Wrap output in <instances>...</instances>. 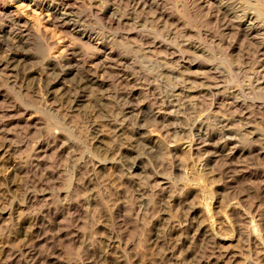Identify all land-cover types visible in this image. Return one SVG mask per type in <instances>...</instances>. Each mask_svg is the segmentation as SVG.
Listing matches in <instances>:
<instances>
[{"label": "bare ground", "instance_id": "6f19581e", "mask_svg": "<svg viewBox=\"0 0 264 264\" xmlns=\"http://www.w3.org/2000/svg\"><path fill=\"white\" fill-rule=\"evenodd\" d=\"M2 1L4 3L2 4V6L0 5V73L2 74V76H6V77L14 76V78L15 77L17 78L18 77L17 75H19L20 70L22 68H24L25 65L29 64V66H30V64H31L32 68H31V71L29 73H24V74L20 73V74H21V76L24 75V77H23L24 79H22V80L23 81L27 80L28 85H29V82L31 83V81H29L28 79H31L30 77H32V79H31L32 84L31 85L33 87L30 86V88L31 89L34 88L32 90H35L38 93V96L41 98L40 100L47 103L48 100H55L56 101V99L57 100L59 99L61 102L64 101L66 103H70L68 105V110H69L68 112L70 114L74 113L73 115H75V114L82 115L83 119L85 120V123H84V120H83V123L86 125L84 128L87 129V134H88L86 137L90 138L91 144L98 150V152H104L106 155L111 156V158L108 160H106V159L100 160V158H99L100 155H94V153L91 154V152L89 154L88 153L85 154V156H83L84 154H82L81 159H83V160L81 161V164H82L81 168L83 166H87L88 164L90 166V164L92 163V164H97L96 167L98 169L99 168L106 169L110 165H112V166L113 165H115V166L120 165V164H122L121 162H123L122 161L123 159H127L126 162L129 161L128 163L131 164L133 172H136V173L142 172L144 174L146 180H147L148 185L151 186L150 190H146V191L141 190V192H144V194L148 192L149 194L155 195L157 193H160L161 191L163 192V190H165V189L170 188L169 181L165 180L164 178H161L160 175L156 174L155 171H158V170H155V168H154L155 165L153 166V165L149 164L150 161L148 159H146L145 157H143L142 154H141L142 156L140 154H137V152L139 153L140 149H144L143 151H146L145 149H147V150L150 149V151H152V152L160 150V148L162 147L161 146L162 144L160 143V141L165 140L169 136V135H167V137H165V139H161V137H163L162 135L164 134V131L167 130L164 128L166 126V124L168 123L169 126L173 127V125H170L171 123L169 124V122L173 118L174 119L178 118L179 115H176L177 112L179 113V111L181 112L182 110L183 111L184 110H190L192 108V105H193L192 103L194 101H199L200 98H202V97L204 98V96L207 97L206 95H210V94H213V95L216 94L215 103L213 102L214 104H211L210 106L212 107V109H219V107H221L220 110H222V112L221 111L220 112L223 114L222 115L220 114L218 117H216L215 121L210 120V121L214 122L213 124L211 123L212 125L207 120L200 119L199 121H195L192 124L187 125L186 127L180 128L179 130L175 129V130H177V131H175L176 133H184L189 138V141L183 147V150L186 154H188V155L193 154L196 156H199V155L204 156L205 155L206 156L205 162H207V165L209 163L211 164V163L218 162L219 160L224 161L222 159V157H224L225 161H228L229 163H231L235 159V156L238 152V149L241 146V145H239V147H238V143L243 140L242 139L240 141L239 137L240 136L245 137L246 134H249L247 136H250V137L249 138L247 137V138H248V140L249 139L251 140L253 138V136L258 135L257 132L255 133V130H256L255 124H257V122L254 121V119L257 117H255L253 119V116H252L253 111L250 112V109H249L250 106L248 105L247 101H245L244 99L243 100L238 99L236 97V95H237L236 92H233L230 95H224V93L227 92V90L225 91V89H224L225 92L223 93L221 91L222 86L220 87V85L213 88L215 85L213 83L214 84L213 87H207V86H209L208 85L209 83H207L208 77L203 78V75H202V78H198V77L192 78L193 76L192 77L190 76L191 74H190L189 70H192V67H193L192 66L193 62L191 63L190 58L195 54L197 55V53H200V51H201L200 48L195 47L198 45H195V43L191 39L194 38L195 36H201V35L203 36V38L205 37V39H206V37L211 36L210 33L214 32V31L208 32V30L204 29L206 31V32H204L203 28H202L203 23H205V26L207 24V22H204V21L205 20L208 21V19H210L216 24L222 23V30L218 33L219 37L218 38L216 37L217 39H219L221 42H224L227 36L229 38L233 37L234 39H231V40H234L233 41L234 43L237 41V44H238V42H241V48L242 49L245 46L247 48H249L247 50L244 49L246 51V54L248 53L247 51H250L252 49L255 52V54L259 57L260 60L258 59V57L253 58V59H257L259 61H257L258 63L255 62V65H257V68L255 67L256 69L250 68V69H254V70H252V72H251L250 81L247 79L249 81L248 85L246 87H244L243 89L241 88L242 90H240V89L239 90L241 92H246L247 94L248 93L250 94V92H252V94H253L256 92V89H257V91H260V93L262 92L264 95V24H263L264 21H263V23L261 22L260 19H261L262 15H259V13L260 14L264 13V11L260 12L259 9L256 10V9H253L252 7L249 8L246 5L247 3L245 4L243 1H239V0H181L183 6L180 7L181 10L178 11L179 14L165 10L163 5L160 3L159 0H101L102 3H100V5L96 4L97 2L95 3L94 1H87V0H2ZM258 1L260 2V4ZM255 3L264 6V0H261V1L256 0ZM121 6H123V8H121ZM250 6H252V5H250ZM81 7H85V9H88L90 13H94L95 16L98 19H100L103 23H105L107 27H109L110 29H115V30H119V29L121 30L123 28L125 29L127 26H132L133 28H135V27L139 28V26L141 27L142 26V24L140 25L141 18H140V20H138L134 16H136L137 14H140V13L143 14L147 10H149V11L153 10L154 11L153 20L154 19L157 20L158 27H160V28H161V26L164 28L168 27L169 28L168 32H169L170 36L171 35H173V36L177 35L178 37H181V38L183 37L184 38L183 40L185 42H182L181 38H180L181 39L180 42H178V41L176 42L175 40H173V41H175L176 44L178 43L177 47L175 49L172 46L174 44H172V45H170L171 43L168 44L169 43L168 40H165V43H164V41H161L158 38L154 39L152 41H148L147 39H149V38L147 36H149V35L145 36L146 34L141 33V30L146 28L145 26L142 29H139V31H138V29H134V30H136L134 32H132V30H131V33L129 32V33L125 34L123 37H120L121 38L120 40L129 42V41H132V39L134 40V38L135 39L139 38V40L141 42H138V43H143V44H141V46L142 45L144 46L142 50H144L145 54H156V57H157V53L164 54L165 57L162 59H164L166 61V63H165V73H166L165 77H171V78L175 79L177 81V85H175V87H172L169 92H166V93L161 92V90H159L160 87H159L158 83H155V81L158 80V79L157 80L155 79L156 76L154 78V76H150L152 74H150V75H148V74L145 75L143 73L136 74V73H133L132 70H130V72H132V73L124 70V69H126L124 67L128 68V66L132 65L131 64L132 61L130 62L128 58L126 59V58H124V56L119 57L117 55V53L113 47L114 44L115 45L117 44V40H118L117 37L116 38L114 37L115 39L109 38L107 36L104 37L103 35L101 36L100 33L96 32V30H94L93 28H91V27L89 28V26L87 25V21H88L87 16H89L88 15L89 13L87 15H83L85 12L83 14H81V11H79ZM256 8H257V6H256ZM203 17H205V18H203ZM100 20H98V21H100ZM190 28H191V30H190ZM233 31L236 32L234 34L235 36H233V33L230 34ZM55 32H56V34H54ZM194 32H195V34H194ZM116 34H119V32ZM214 34H216V32H214ZM55 35H57V36H55ZM185 38L189 39V40H185ZM195 40H196V38H195ZM212 40H213V38L211 39V41ZM214 40H215V37H214ZM214 40L212 42H214ZM78 42H79V44H78ZM202 43H203V41H202ZM234 43H232V44L228 43L227 49L229 48L228 50H234L233 49ZM80 44H83L86 46L89 45L90 47L88 46V48H90L91 52L88 55H85L86 53L83 54L80 47L78 48V45L80 46ZM199 45H201V44H199ZM202 45H204V43ZM216 45H218V44H216ZM125 46H126V44H125ZM238 46H240V45H238ZM141 48H140V50H141ZM240 50L241 49L239 48V51ZM202 52L203 51H201V53ZM145 54H143V55H145ZM230 55L231 54H229V56ZM226 56H228V55H226ZM249 56H251V55H249ZM79 65H81V69H82L81 72L78 71L79 68L77 69V67ZM133 65H135V64L133 63ZM212 65H213V63H212ZM199 67L200 66H198L196 68H199ZM109 69H112V70L115 69V70L120 71V75L118 76V78H117V76H116L117 79L115 78L116 81L114 80V78H113V80L117 84V85L116 84H114V85L120 86V87L122 86L123 88L120 90L117 89L118 91L116 90L115 91L116 93L115 92H112V93H114L115 97H117L116 100L120 99V103H121L120 106L121 107L120 106L119 107H120V114L122 115V118H123L122 120H118V118H116V116L114 114V110H113L112 105L115 103V101H113L115 99L111 98V88H112L111 84L112 83H110L109 79L107 78V76H108L107 73H108ZM218 69H219V67H218ZM212 70L213 69H210L209 72H211ZM219 70H221V69H219ZM23 72H25V70ZM140 72H141V70H140ZM213 72H215V70H213ZM216 72H217V70H216ZM217 73H219V72H217ZM249 74H250V72H249ZM72 75H75L76 77L74 76V78H77L74 82V85L72 84L73 87L65 86V83L67 81L68 76L72 77ZM21 76H19V77H21ZM159 78H160V76H159ZM208 79H210V74H209ZM211 79H212V76H211ZM8 80H9V78H8ZM210 80L208 82H210ZM216 82H219V80ZM59 85L62 86V89L59 90V92H58L57 90H55V87L59 86ZM43 86H45V88H46L44 90L47 91L46 97H45V95H43V93H44V91H42ZM204 86H206V87H204ZM223 87H225V86L223 85ZM95 89L103 90L104 95L102 97L95 96V93H94ZM253 91H255V92H253ZM228 94H229V91H228ZM71 97H73V101L70 102L68 100H70ZM210 97H212V95ZM212 98H210V99H212ZM255 101H257V100H255ZM263 103H264V101H263ZM199 104L202 105L203 108L207 105V104L205 105V103L203 101H199ZM254 105L256 107V104H254ZM217 106H218V108H217ZM51 107H49V108H51ZM90 107H91V109H92V107L98 108L97 110H99L100 113H102L103 115L105 114V118H108L109 123H111L113 128H115L114 130H116V133L118 134V140L116 142L117 144L114 145V147H111V146L109 147L108 145L104 144V140H105V137L103 134L104 131L101 130V127L99 126V124L94 120L93 116H95V114L93 115V113H92L93 110H92V112L89 110ZM262 107L264 108L263 105H262ZM51 110H53V109H51ZM59 110L60 109H58V113L61 111V110L60 111ZM257 110L262 111V109H257ZM257 110L255 109V111H257ZM54 111L57 112V110H54ZM206 111H207V109H206ZM95 112H97V111H95ZM262 112H264V111H262ZM195 114H198V113H195ZM3 115H5V114H3ZM262 115H263V113H262ZM23 116H25L23 121L26 120V121H28V123L31 120H33V121L35 120V118L32 117L31 111L29 109L25 110V115H23ZM99 116H102V115H99ZM74 117H76V116H74ZM199 118H200V116H199ZM258 118H261V117H258ZM131 121H133V122L131 123ZM149 121H153L154 122L153 124L156 123L155 124L156 128H160L157 125L162 126V128H163L162 130H164V131H159V129H158L157 130V131H159L158 134H156L154 132L155 135H152L153 133L151 132L152 134L150 133V135H147V131H148V127H149L148 126ZM2 122H3V120H1V122H0V141L2 142V144H0V146H1L0 147V154L3 153L5 155L7 153H11V152L13 153L12 147L11 148H9V147L5 148V144H7L9 141H11L12 137H11V140H9L10 134L6 130L8 127V122L7 121H6L7 123H5V121H4V123H2ZM263 123H264V121L261 122V125ZM259 124L257 126H259ZM57 125H58V123H57ZM57 125H55V126L57 127ZM263 127H264V125H263ZM153 128H152V130L155 129V128L154 129ZM55 129H57V128H55ZM259 130H262V127ZM154 131H156V130H154ZM114 133H115V131H114ZM67 134H70V133H67ZM11 135H12V133H11ZM174 135H172V136H174ZM260 136L261 137L263 136V139H259V140L264 145V143H263L264 142V134L260 135V133H259V138H260ZM247 138H246V140H247ZM257 139L258 138L256 137V140ZM166 141H167V139L165 140V142ZM252 141H253V139H252ZM252 141H251V143H252ZM12 142H10V143H12ZM169 144H171V143H169ZM12 145H13V143H12ZM47 145L43 140L35 143L32 146V149L30 150L31 151L30 152L31 154H29L30 156H28V157L26 156L25 157L26 159L23 162H19L20 164H18V165H15V164L11 165L12 162L13 163L15 162V161H12L10 163L11 166H7L6 168H4V170L2 171V176L5 177V179H6V177L8 178L9 176H11V174L13 176L19 175L20 178L22 177V180L25 182V184L28 185L29 182L32 180V179H30V180L27 179L28 178L27 176L29 175V173L31 171V168H32L31 166L34 165L33 162H35V161H33V160H36L37 158H39L41 156L45 157L48 154V152L50 150H49V147H47ZM72 145H74L73 142H72ZM176 145H174V146L176 147ZM165 146H167V144H165ZM14 147H16V146H14ZM168 147H169V145H168ZM95 148H94V150H95ZM254 148H256V147L254 146ZM251 149H253V148H251ZM260 149H261V151L259 152L260 153L259 156H264V152L262 151V148H260ZM167 150L168 149L166 148V151ZM209 151H211V152H209ZM259 153H257V154H259ZM98 154H100V153H98ZM4 155H3V158H4ZM73 156H75V155L73 154ZM33 157L36 159H33ZM151 157H152V155H151ZM3 158H1V159H3ZM5 158H7V157H5ZM258 158L260 160L261 157H258ZM1 159H0V161H1ZM23 159H24V157H23ZM39 160L41 161V159H39ZM147 160H148V165L146 166L145 162H147ZM17 162H15V163H17ZM223 163L226 164V166H228L227 165L228 163H226V162H223ZM234 165H235V163H234ZM96 167L94 166V168H96ZM235 167L238 168V166H235ZM263 168H264V166H263ZM153 169L155 171H153ZM177 169H178V167H177ZM223 169H225V167ZM231 169H230V172L228 171L229 173H231ZM260 169H261V167H260ZM172 170H174V167ZM233 170H235V169H233ZM219 172H220V174L217 173L218 175L215 176L216 173L210 174L209 172L207 173V170H205V169L196 170L195 168H193L191 171V176L189 177V183H188L189 187L190 186L192 187L191 192L189 193V196H192L193 193H195V194H198L199 197L203 198L204 200L207 199V195L210 196V193L208 194V192H209V190H211L213 188L215 178H216V181L221 182L222 181L221 175L223 176L226 171L225 172L219 171ZM228 172H226V174ZM159 173H160V171H159ZM252 173L253 172L250 173L251 178H253L252 177L253 175L257 174V173H254V174H252ZM262 173H263V171H262ZM45 174H46V172H45ZM258 175H257L256 179L258 178ZM50 176H51V174H50ZM246 177H249V176H246ZM71 178H72V176H71ZM232 178H233V176H232ZM134 179H135V177H134ZM226 179H227V177H226ZM226 179H224V182ZM229 180H230V178H229ZM32 181L30 182V184L32 183ZM259 181H260V178H259ZM261 181H262V178H261ZM39 183L40 182H38L37 184H39ZM41 183L43 185V182H41ZM261 183H263V182H261ZM221 184H222V182H221ZM256 185H257V183H256ZM26 187H28V186H26ZM32 187L35 188V184H33ZM68 187H69V189L67 191H64L66 194V199L68 198L67 203L66 204L64 203V205L61 203L62 205L59 204L60 206L58 205L56 207L54 206L55 204L51 205V206L55 207L54 208L55 212L53 214L54 220H57L60 216L59 214H61L64 211L70 212L73 209H77V206H78L77 203L80 200V198L76 194L77 182L73 180L69 184ZM162 187H164V188H162ZM256 188H259V186ZM261 189H262V187H261ZM30 190L27 188L25 189V191H24L25 196L23 195L24 196L23 202H21L22 203L21 205L18 203L19 204L18 208L21 209V211H24L25 209H29L30 207H32V205H34L40 201V195L37 193L38 190L37 189H36V191L35 190L30 191ZM256 191H258V189L257 190L255 189V193H256ZM59 192L61 193V191H59ZM42 193H44V192H42ZM46 194H43V195L46 196ZM51 195H53V194H51ZM256 195H258V194L256 193ZM64 198H65V196H64ZM261 199L263 200V198H261ZM63 200H65V199H63ZM187 200L181 201L176 197H172V199L170 201L171 204L170 203H168V204L162 203V204H160L159 207L157 206L159 208V215H157L154 218L155 223H156L158 228L162 225V223H166L164 228H166V227L167 228L163 229V230H166V234H165V232L163 233V231H162L163 227L161 226L162 227V228H160L161 230H158L157 233L152 235L150 242L155 243V245L157 247L162 249L163 260H165V262L167 264H169L170 261L174 262V264H208V262L206 261L207 254L209 253L210 255H215L216 251H217V253H219L217 249L215 251V248H213L214 245L215 246L219 245L218 240L221 243V242H228L230 239L227 240L226 238H224L222 236L219 237L218 235H215V233H212V231L210 230L211 228L209 227L210 228L209 229L208 225L206 226L204 224L205 222L203 223V221H201L200 224H198V225L196 224L197 222H195V221H198L199 220L198 218H201V214H200V211L198 209L202 208L205 210V207H206L205 204L206 203L200 204L199 207H197V205L194 206V204H193V206H189L187 217L186 218L183 217L185 219H178L179 218L178 216H177L178 218L174 217V215H173L174 213L171 214V207L176 208L177 206H180V204H183V203L185 205L186 204L185 202ZM262 200H260V201H262ZM82 201L80 200V203ZM150 201H149V204L151 205ZM260 201H258L259 204H260ZM51 202H53V200ZM150 205H147V209H144V210H146L147 212L151 210V212H152V209H154V208L152 206L150 207ZM154 207H156V206H154ZM257 207H260V206L258 205ZM261 208H262V206H261ZM250 211H252V208ZM51 212H53V210H52V207L50 208V204H49L45 210H41V214L37 215L38 214L37 213L30 218L28 226L22 229L23 237L26 240H24V242L20 243L18 245V247H16V245H15L16 248L13 246L10 247V245L3 244L4 242H2V239L0 237V264H7V263L12 264L16 259H18V261L21 259H24L26 261V259H27L28 261H26V262L24 261L25 264H40L41 262H42V264L44 263L42 261L43 258L41 256V255H43L42 250H41L42 248H40V247L43 243H46L45 241H47L48 237L45 236V232L43 231V229L46 226L42 227L41 223H43L44 221L46 222L45 217L48 216V214L50 216ZM155 213H156V211H155ZM247 214H248V212H247ZM249 214H248V216L251 215V214L250 215ZM9 216H10V212L4 208L3 209L1 208L0 209V225L2 224L3 220ZM253 216H251V217H253ZM260 216L262 217L263 215H261V213H260L258 216L255 215V217L253 219L258 217L259 221H260ZM247 218H249V217H247ZM54 220L52 222L48 220L47 224H49V226H51L52 224H55ZM252 221H256V219L252 220ZM249 222H250V220H249ZM241 233H243V232H241ZM68 235H70V237L72 238V239L71 238L70 239L74 243H75V241L81 240V237H80L78 232H71ZM245 235H247L246 232H244V236ZM259 235H261V234L259 233ZM244 236H243V238H244ZM57 237L59 238V236H57ZM145 237L147 239V237H150V236H145ZM256 237H257V235H256ZM121 238L122 237H120L119 234L117 235V234H114V232H108L107 237H106V240H108V245L106 246V249L101 248L104 245H102L100 247L101 249H99V250L92 249L93 250L92 251L93 256H95L94 258H97L100 264H126L124 256H121L117 252V250L120 249V251L123 254H125V251H127V249L129 248V246H126V247H124V249H122L123 243H122ZM102 239L104 240V238H102ZM148 240L149 239H147V241ZM143 241L145 242L144 239H143ZM82 243H83V246H85L87 249L89 248V245H92V247H93V244H94L91 242L90 237L86 241H85V239H83ZM211 245L213 247H211ZM258 246H260V245H258ZM209 249H211V252H209L210 251ZM218 249H219V247H218ZM249 249H251V247ZM219 251H221V249ZM246 251H248V250H246ZM222 252H224V251H222ZM262 253H261V255H262ZM205 255H206V257H205ZM210 255L207 257L209 260L211 258ZM259 255H258V257H260ZM126 256L127 255H125V257ZM225 257H226V255H225ZM225 257H222L221 259L223 260V258H225ZM45 258H46V256H45ZM46 260H48V259H46ZM256 260H258V258ZM252 261H249V262L252 263ZM263 261H264V256H263ZM263 261H262V263H263ZM61 262L58 261V259H55V263H53V264H62ZM231 262L232 261H230V263ZM215 263L218 264V261ZM227 263H229V262H227ZM248 263H246V264H248ZM254 263L257 264V261ZM66 264H73V263L70 262V263H66ZM86 264H90V262H88ZM223 264H224V262H223Z\"/></svg>", "mask_w": 264, "mask_h": 264}, {"label": "rangeland", "instance_id": "374dc122", "mask_svg": "<svg viewBox=\"0 0 264 264\" xmlns=\"http://www.w3.org/2000/svg\"><path fill=\"white\" fill-rule=\"evenodd\" d=\"M87 1H94L95 3L97 2L96 4H99V5H100V3H102L101 0H87ZM159 1L163 5L165 10H167L169 12H174L176 14H179L178 11L181 10L180 7L183 6L181 0H162V1L159 0ZM239 1H243L245 4L247 3L246 5L249 8L252 7L253 9H256V10L259 9L260 12L264 11V6L259 5L260 4L259 1H258L259 4L255 3L256 0H249V1L248 0H239ZM3 3L4 2L2 0H0L1 6ZM250 5H252V6H250ZM255 5L257 6V8ZM121 8H123V6H121ZM84 9H85V7H81L79 11H81V14H83L85 12L83 15H87L89 13L88 14L89 16H87L88 17L87 25L89 26V28L90 27L93 28L94 30H96V32L100 33L101 36L103 35L104 37L105 36H107L109 38H114V37L116 38L117 37V39H118L117 44L113 45L117 55L119 57L124 56V58H126V59L128 58L130 62L132 61L131 62L132 65L130 64L131 66H128V68L124 67V68H126V69L123 68L124 70H126L127 72H130V70H132V72L136 73V74H139V73L140 74L143 73L145 75L152 74L150 76H154V78L156 76L155 79L156 80L158 79V80L155 81V83H158V85L160 87L159 90H161V92H165V93L169 92L172 87H175V85H177V81L175 79H173L171 77H165V75H166L165 63H166V61L164 59H162L165 57L164 54L157 53V57H156V54H145L144 50H142L144 46L143 45L141 46V44H143V43H138V42H141L139 40V38H136L137 40L134 38V40L132 39V41H129V42L120 40L121 39L120 37H123L125 34H127L129 32L131 33V30H132V32L136 31L134 29H138V31H139V29H142L145 26L146 28L142 29L141 33L146 34L145 36L149 35V36H147L149 38V39H147L148 41H152V40L158 38L159 40L164 41V43H165V40H168L169 41L168 44H170V43H171L170 45L174 44L172 46L175 49H176L177 44H178V43L176 44L175 41L180 42V40L182 39V42H185L183 40L184 39L183 37L181 38V37H178L177 35H175V36L171 35L170 36L169 32H168L169 31L168 27L167 28L166 27L164 28L162 26H161V28L158 27L157 20H155V19L153 20V18H154V11L153 10H151V11L147 10L143 14L140 13V14H137L138 16L137 15L134 16L138 20H140V18H141V22H140V25L142 24L141 27L139 26V28H138V27L134 26L135 28H133L132 26H127L125 29L123 28L121 30L120 29L115 30V29H110L109 27H107L106 24L103 23L100 19H98L94 13H90L88 9H85V10ZM263 14L264 13H261V14L259 13V15H262L261 19H260L262 23L264 21V15ZM203 18H205V17H203ZM98 20H100L101 22ZM209 20L210 19H208V21L207 20L204 21V22H207V24H206L207 27L205 26V23H203L202 28H203L204 32H206L205 30H208V32H211V31L216 32V34H214V32H211L212 34L210 33L211 36H209L210 38L213 36L212 37L213 40L215 37V40H214V42H212L213 41V40L211 41L212 38L210 39L209 37H206V39H205V37L203 38L202 35L201 36H195L194 38L191 39V40H193L195 45H198V46H195V45L194 46L200 48V50L203 52L201 53V51H200L201 54L197 53V55L195 54L196 56L193 55L191 57L192 59L190 58L191 63L193 62L192 63V66H193L192 70H189L190 74H191L190 76L191 77L193 76L192 78H194V77L202 78V75H203V78L204 77L209 78V74H210V79H211V76H212V79L210 80L207 78L208 81L210 80V82H208L206 80L207 83H209L208 84L209 86H207V87H213V85L215 84L213 87V88H215L216 86L220 85V87L222 86L221 91L223 93L227 90V92H225L224 95H230L231 93L236 92V94H237L236 97L238 99H242V100L244 99L245 101H247L248 105L250 106V108H249L250 112L253 111V115H252L253 119L255 117H257L254 119V121L257 122V124H255L256 125L255 133L257 132L258 135L253 136V138H252L253 141H252V139L248 140V138L250 136H247V135H249V134L245 135L246 138L248 137L247 140L244 136L239 137L240 141L242 139L243 140L238 143V147H239V145H241V146L238 149V152L235 156V159L231 163H229L228 161H225L224 157H222V159L224 161H222V160L218 161L217 160L218 162L211 163V164L209 163L207 165V162H205V160H206L205 155L204 156L203 155L196 156L193 154L188 155L184 152L183 147L189 141V138L187 137L186 134L176 133L175 131L179 130L180 128L186 127L187 125H190L195 121H199L200 119H205L210 124L211 123L213 124L214 122H212V121L213 120L215 121L216 117H218L220 114L221 115L223 114V113H221L222 110H220L221 107H219V109H212V107L210 106L211 104L215 103V100H216V94L215 93H214L215 95H213V94L206 95L208 98L204 96L205 99L203 97H202L203 99L202 98L199 99V101H203L205 103V105L207 104L204 108L202 107V105L199 104V101H194L192 103L193 105H192V108L190 110H184V111L182 110L181 112L179 111V113L177 112L176 115H179L178 118L177 119L173 118L174 120L172 119L169 122V124L171 123L170 125H173V127L169 126L167 123L166 126L164 127L165 129H167L166 131L162 130L163 128L160 125H157L160 128H156L155 127L156 123L153 124L154 123L153 121H149L148 122L149 127H148V131H147V135H150L151 132L153 133V134L151 133L152 135H155V133L158 134L159 131H164V134L162 135L163 137H161V139H165V137H167V135H169L168 138H166L167 141L169 140L168 142L167 141L165 142L166 139L160 141V143L162 144L161 145L162 147L160 148V150L152 152V151H150V149H148V150L145 149L147 151L146 152V151H143L144 149H140L139 153L137 152V154H140V155L142 154L143 157L148 159L150 161L149 164H151L153 166L155 165L154 168H155V170H158V171H155L154 169H153V171H155L156 174L160 175L161 178H164L165 180L169 181V183H170V188L165 189V190H163V192L161 191L160 193H157L155 195L149 194L148 192L145 194H144V192H141V190H144V191L150 190L151 186L148 185L147 180H146V178L142 172L141 173L140 172H137V173L133 172L131 164L128 163L129 161L126 162L127 159H123L122 160L123 162H121L122 164H120V165H116V166L110 165L106 169H101V168L98 169L96 167L97 164H92V163H91L92 165L90 164V166L88 164L87 166H83L81 168V166H82L81 161L83 160V159H81L82 154H84L83 156H85V154H87V153L89 154L91 152V154L94 153V155H100L99 156L100 160H105V159L108 160L111 158V156L106 155L104 152H98V150L91 144L90 138L86 137L88 134H87V129L84 128L86 125L84 124L85 120L83 119L82 115H79V114L73 115L74 113L70 114L68 112L69 111L68 105L70 103H66L64 101L61 102L59 99L58 100L56 99V101L55 100H48L47 101L48 104H47V103L43 102L42 100H40L41 98L38 96V93L35 90H32L34 88H32V89L30 88V86L33 87L31 85L32 84V80H31L32 77H30L31 79H28L29 81H31V83L29 82V85H28L27 80H25V81L22 80V79H24L23 78L24 75L21 76V74L29 73L31 71V68H32L31 64H30V66H29V64L25 65V67L26 66L27 67L26 68L24 67L20 70L19 75H17L18 76L17 78L16 77L14 78V76H11V77L2 76V74L0 73V122H1V120H3L2 123H4V121H5V123L8 122V127L6 130H7V132H9L10 135L12 133L11 136L9 135L10 139L8 138L9 140H11V137H12V140L9 141L7 144H5V148H8V147L11 148L12 147V150H13V153L11 152V153H7L5 155L3 153L0 154V159L3 158V155H4V158L1 159V161H0V209L4 208L10 212V216L3 220V222H2L3 225L2 224L0 225V237L2 239V242H4L3 244L10 245V247H12V246L15 247V245H16V247H18V245L20 243L24 242V240H26V239L23 237L22 229L28 226L30 218L33 215H35L37 213H38L37 215L41 214V210H45L46 207L50 204V208L52 207L53 212L50 213V216L48 214V216L45 217L46 222L44 221L43 223H41L42 225L40 224L42 227L46 226L43 229V231L45 232V236L48 237L47 241H45L46 243H43L40 247V248H42L41 250H42L43 255H41V256L43 258V260H42L44 262L43 264H53V263H55V259H58V261H60V262L62 261L61 262L62 264H66V263H70V262H72L73 264H84V263L86 264L88 262H90V264H100L98 259L94 258L95 256H93V253H92L93 250L92 249H95V250H99L101 248L106 249V246L108 245V240H106L108 232H114V234H117V235L119 234L120 237H122L121 238L122 243H123L122 249H124V247H126V246H129L127 251H125V254H123L120 251V249L117 250V252L121 256H124L126 264H167L165 262V260H163L162 249H160L159 247H157L155 245V243H152L150 241H151L152 235L157 233L158 230H161L160 228H162V227H163L162 228L163 233L165 232V234H166V230H163V229L167 228V227L164 228L166 223H162V225H161L162 227L160 226L159 228L157 227V225L155 223L154 218L157 215H159V208L158 207L162 203H167V204L170 203L171 204L170 201H171L172 197H176L181 201H185L187 199L188 200L185 202L187 205L186 204L184 205V203H183V204H180V206H177L176 208L171 207V214L174 213L173 214L174 217H176V218L179 217L178 219H185L188 215L189 206H193V204H194V206L197 205V207H199L200 204L206 203L205 204L206 205L205 210L202 208L198 209L200 211L201 218H198L199 220L195 221V222H197L196 224L198 225V224H200L201 221H203V223L205 222L204 224L206 226L208 225V228L209 227L211 228V229L210 228L209 229L212 231V233H215V235H218L219 237L222 236V237L226 238L227 240H229V239L231 240V241L229 240L228 242H221V243L218 240L219 245H216L217 247L215 245H214V247L211 245V247L215 248V251L217 249L219 253H217V251H216V254H215L216 256L210 255L208 253L212 258V259L210 258V260L207 258L209 255L207 254V257L205 255L206 261L208 262V264H217V263H215L217 261H218V264H223V262H224V264H241V263L244 264L245 262L248 263L249 261H252V260H253L252 263L249 262L248 264H253L256 261H257V264L262 263L263 256H264V254H263L264 253L263 252L264 251V243H263L264 242V234H263L264 233V221H263L264 220V212H263L264 211V191H263L264 190L263 189L264 188L263 187L264 186V181H263L264 180V176H263L264 175V168H263L264 156H259L260 155L259 152L261 151L260 148H262V151L264 152V150H263L264 145L259 140V139H263V136L262 137L260 136V138H259V133H260V135L264 134V131H263L264 130L263 129L264 123L261 125V122L264 121V118H263L264 112H262V111H264V108L262 107V105L264 106V103H263L264 95L262 92L260 93V91H257V89H256V92L253 91L256 94L255 93L252 94V92H250V94L249 93L247 94L246 92L240 91L248 85L250 78H251L250 75H251L252 70L257 68V65H255V62L259 61L260 59L252 49L250 51H247L248 53L246 54V51L244 49L247 50L249 48H247L245 46L242 49L241 48V42H238V44H237V41L235 40L236 42L234 43L233 42L234 40H231V39H234L233 37L229 38L227 36L225 41H224L225 43L221 42L219 39H217L219 37L218 33L222 30V23L216 24L212 20H210V21ZM190 30H191V28H190ZM118 32H119V34H116ZM232 33H233V36H235L234 34L236 32L233 31L230 34H232ZM54 34H56V32ZM194 34H195V32H194ZM55 36H57V35H55ZM195 38H196V40H195ZM173 40H175V41H173ZM185 40H189V39L185 38ZM202 41H203L204 45H202L203 44ZM215 41L216 42L218 41L219 43L220 42L221 43L219 44L218 42L216 43ZM228 43H231V44L234 43V47H233L234 50H228L229 48L227 49ZM78 44H79V42H78ZM125 44H126V46H125ZM199 44H201V45H199ZM216 44H218L219 46ZM238 45H240V46H238ZM88 46L80 44V46L78 45V48L80 47L83 54L86 53L85 55H88L91 52L90 48H88ZM140 48H141V50H140ZM239 48L241 49L240 51H239ZM143 54H145V55H143ZM229 54H231V55L229 56ZM226 55H228V56H226ZM249 55H251V56H249ZM254 57H258L259 60L253 59ZM133 63L135 65H133ZM212 63L214 66L212 65ZM198 66H200V67L196 68ZM218 67L221 70H219ZM250 68H254V69H250ZM77 69L79 72H81L82 71L81 65H79L77 67ZM208 69L209 70L213 69V70H215V72H213V70L211 72H209ZM24 70H25V72H23ZM140 70H141V72H140ZM216 70L219 73H217ZM132 72H130V73H132ZM249 72H250V74H249ZM107 75H108L107 78L109 79V82L113 84V85L111 84V87H112L111 88V98L115 99V100H113V101H115V103L112 105L113 110H114V114H115L116 118H118V120H122L123 118H122V115L120 114V107H121L120 106V104H121L120 99L116 100L117 97H115V94L112 93V92H115L117 89L120 90L123 88L122 86L121 87L116 86L117 84L114 82V80L116 81V79L120 75V71L115 70V69H113V70L109 69ZM19 76H21V77H19ZM74 76L75 75H72V77L68 76L67 81L65 83V86L73 87L72 84L74 85V82L77 79V78H74ZM116 76H117V78H116ZM159 76H160V78H159ZM8 78H9V80H8ZM113 78H114V80H113ZM217 79L219 80V82H216V81H218ZM114 84H116V85H114ZM223 85L225 87H223ZM204 87H206V86H204ZM44 89H46L45 86H43V88H42V91H44V93L43 92L42 93L46 97L47 91H45ZM61 89H62V86H60V85L55 87V90H57L58 92ZM224 89H225V91H224ZM102 91L103 90L95 89V91H94L95 96L102 97L104 95V91L103 92ZM228 91H229V94H228ZM211 95L213 98L210 97ZM209 97L212 99H210ZM255 100H257V101H255ZM68 101H70V102L73 101V97H71L70 100H68ZM254 104H256V107ZM49 107H51V108H49ZM95 108L96 107H92V109H91V107H90L89 110L91 112L93 110L92 113H93V115L95 114V116H93L94 120L99 124V126L101 127V130L104 131L103 132L104 137H105L104 144L108 145L109 147L110 146L114 147V145L117 144L116 142L118 140V134L116 133V130H114L115 128H113L111 123H109L108 118H105V114L103 115L102 113H100L99 110H97L98 108H96V109ZM217 108H218V106H217ZM254 108L256 110L262 109V111L261 110L255 111ZM26 109H29L31 111L32 117L35 118L34 121L31 120V121H29V123L26 120L23 121L24 117H25L23 115H25ZM51 109H53V110H51ZM58 109H60L62 112L59 110L61 113L60 112L58 113ZM206 109H207V111H206ZM54 110H57V112ZM95 111H97V112L99 111V112L97 113ZM261 112L263 113V115ZM195 113H198V114H195ZM3 114H5V115H3ZM99 115H102V116H99ZM74 116H76V117H74ZM199 116H200V118H199ZM258 117H261V118H258ZM260 119L261 120L263 119V120L261 121ZM83 120H84V123H83ZM210 120H212V121H210ZM133 121H131V123ZM57 123H58V125H57ZM258 124H259V126H257ZM55 125H57V127ZM261 127H262V130H259V129H261ZM55 128H57V129H55ZM152 128L156 131L152 130ZM158 129H159V131H157ZM175 129H177V130H175ZM55 131L56 132L58 131V132L56 133ZM114 131H115V133H114ZM67 133H70V134H67ZM171 134L172 135L175 134V135L172 136ZM256 137L258 138L257 140H256ZM42 140L46 143V145L48 144L47 147H49L50 151L45 156L46 158L44 156H41L42 158L39 157L37 159L33 157V159H36V160H33V161H35V162H33L34 165L31 166L32 167L31 171H30L29 175L27 176L28 177L27 179L33 180V181L32 180L31 181L33 184H35V188L32 187L33 186L32 183L30 184L31 181L29 182L27 180L29 182V184L26 185L25 182L22 180V177L20 178L19 175L13 176L11 174V176H9L8 178L6 177V179H5V177L2 176V171L4 170V168H6L7 166H11L13 164L18 165V164H20L19 162H23L26 159L25 158L26 156L27 157L30 156L29 154H31L30 150L32 149V146L35 143L42 141ZM251 141H252V143H251ZM10 142H12L13 145L16 147H14L12 145V143H10ZM72 142L74 145H72ZM169 143H171V144H169ZM0 144H2V142ZM165 144H167V146H165ZM173 144L174 145L177 144L176 147ZM168 145L170 148L168 147ZM254 146L256 148H254ZM165 147L168 149L167 151H166ZM94 148H95V150H94ZM251 148H253V149H251ZM97 152L100 154H98ZM209 152H211V151H209ZM257 153H259V154H257ZM73 154L75 156H73ZM151 155H152V157H151ZM257 156L261 157L262 159L260 158V160H259V158ZM5 157H7V158H5ZM23 157H24V159H23ZM39 159H41V161ZM148 160H147V162H145L146 166L148 165ZM12 161H15V162L18 161V162L13 163ZM223 162L228 163L227 165L229 167L226 166V164H224ZM233 162L235 163V165ZM10 163H11V165H10ZM216 163L217 164L219 163V164L217 165ZM94 166L97 169L94 168ZM172 166L174 167V170H172L173 169ZM235 166H238V168H236ZM177 167H178V169H177ZM224 167H225V169H223ZM260 167H261V169H260ZM193 168H195L196 170L205 169V170H207V173L208 172L210 174L216 173L215 176L220 174L219 171H221V172L222 171L223 172L229 171L230 172V169L231 168L232 169H231V173H229V172L227 173L228 175L226 174V172L223 176L221 175L222 184H221V182L216 181V178H215L213 188L211 187L212 189L209 190V192H208V194L210 193V196L207 195V199L204 200L203 198L199 197L198 194H195V193H193L192 196H189V193L191 192L192 187L191 186L189 187L188 183H189V177L191 176V171ZM233 169H235V170H233ZM159 171H160V173H159ZM248 171L250 173L253 172L252 174H254V173H257V174L253 175L252 176L253 178H251L250 173ZM262 171H263V173H262ZM45 172H46V174H45ZM50 174H51V176H50ZM257 175H258V178L256 179ZM71 176L73 179L71 178ZM232 176H233V178H232ZM246 176H249V177H246ZM134 177H135V179H134ZM226 177L228 180L226 179ZM229 178H230V180H229ZM259 178H260V181H259ZM261 178H262V181H261ZM224 179H226L225 182H224ZM73 180L77 182L76 194L78 195L80 200L81 201L83 200V201L80 203V200H79V202L77 203V205H78L77 209H73L70 212L64 211L61 213L62 215L59 214L61 217L59 216V218L57 220H54V217H53V214L55 212L54 208L61 203L63 205H64V203L65 204L67 203L68 198L66 199V194L64 191H67L69 189L68 186ZM38 182H40V183L37 184ZM41 182H43V185ZM261 182H263V183H261ZM256 183H257V185H256ZM26 186H28V187H26ZM258 186H259V188H256ZM261 187H262V189H261ZM26 188L29 190L31 189L30 191H32V190L36 191V189H37L38 190L37 193L40 195V201L38 203L32 205V207H30L29 209H25L24 211H21V209H19L18 207H19V204L21 205L22 204L21 202H23V199L25 196L24 191ZM162 188H164V187H162ZM255 189L256 190L258 189V191H256V193L260 197L258 195H256ZM59 191H61V193ZM42 192H44V193H42ZM43 194H46V196ZM51 194H53V195H51ZM64 196H65V198H64ZM261 198H263V200ZM63 199H65V200H63ZM259 199L262 201H260ZM52 200H53V202H51ZM149 201H150L151 205L149 204ZM258 201H260V204ZM51 205H54L55 207H53ZM147 205H150V207L152 206L154 208V209H152V212H151V210L148 212L146 210H144V209H147ZM258 205L260 207H257ZM154 206H156V207H154ZM261 206H262V208H261ZM251 208H252V211H250ZM155 211H156V213H155ZM247 212H248V214L250 213L251 215L249 214L250 216H248ZM259 212L261 213V215H263L262 217L260 216V221H259L258 217L255 218L257 222L252 221V220H255V219H253L255 217V215L258 216L260 214ZM252 214L253 215L255 214V215L253 216ZM251 216H253V217H251ZM183 217H185V218H183ZM247 217H249V218H247ZM48 220L51 222L54 220L55 224H52L51 226H49V224H47ZM249 220H250V222H249ZM71 232H78L80 237H81V240H80L81 242L79 240L75 241V243L72 242L71 241L72 238L70 237V235H68ZM241 232H243V233H241ZM244 232H246L247 235L244 236ZM259 233L261 235H259ZM256 235H257V237H256ZM57 236H59V238ZM145 236H150V237H147V239H149L148 241H147ZM243 236H244V238H243ZM89 237L91 239V242L94 244H93V247H92V245H89V248L87 249L85 246H83L82 241H83V239H85V241H86ZM102 238H104V240ZM143 239L145 240V242L143 241ZM102 245H104V246H102ZM258 245H260V246H258ZM218 247H219V249H218ZM250 247H251V249H249ZM220 249H221V251H219ZM209 250L208 251L211 252V249H209ZM246 250H248V251H246ZM222 251H224V252H222ZM260 252L261 253L263 252L262 255ZM224 254L226 255V257ZM125 255H127L126 257L128 259L125 257ZM220 255L222 257H225V258H223V260H222L221 259L222 257ZM258 255L262 259L260 257H258ZM45 256H46V258H45ZM257 258H258V260H256ZM46 259H48V260H46ZM24 261H25L24 259H21L19 261H18V259H16L12 264H19V263L25 264V262L28 260L26 259V261L25 262ZM230 261H232V262L230 263ZM227 262H229V263H227ZM263 263H264V261H263ZM40 264H42V262ZM169 264H174V262L170 261Z\"/></svg>", "mask_w": 264, "mask_h": 264}]
</instances>
